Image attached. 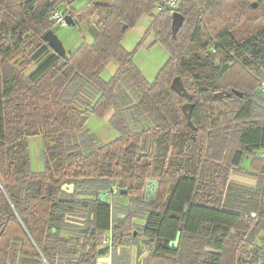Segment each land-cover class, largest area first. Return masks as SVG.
<instances>
[{
	"label": "trees",
	"instance_id": "obj_1",
	"mask_svg": "<svg viewBox=\"0 0 264 264\" xmlns=\"http://www.w3.org/2000/svg\"><path fill=\"white\" fill-rule=\"evenodd\" d=\"M73 1L0 0V264H97L108 232L112 264H131V246L145 253L143 264H238L240 244L264 220L262 181L249 190L262 205L255 216L236 197L226 199L242 188L229 175L247 155L251 169L264 173V94L257 89L264 29L245 40L232 31L245 20L264 22V0H177L173 8L166 0H89L79 9ZM62 3L75 23L94 18L96 28L92 43L66 57L43 39ZM145 14L153 43L169 55L153 81L122 44ZM32 35L42 45L29 55L24 44ZM111 59L118 67L105 80ZM176 76L188 95L172 88ZM121 84L134 90L132 101L119 95ZM233 89L241 95L214 100ZM128 107L133 123L147 128L131 130ZM110 109L120 135L98 145L87 121ZM36 135L44 139L38 172L29 149ZM151 178L158 187L146 200ZM116 185L129 189L121 195L135 199L134 209L100 200Z\"/></svg>",
	"mask_w": 264,
	"mask_h": 264
},
{
	"label": "rangeland",
	"instance_id": "obj_2",
	"mask_svg": "<svg viewBox=\"0 0 264 264\" xmlns=\"http://www.w3.org/2000/svg\"><path fill=\"white\" fill-rule=\"evenodd\" d=\"M89 0H74L72 2V6L76 9L84 6ZM102 3H110L112 0H99ZM66 7L65 3L61 4V8L64 9ZM158 9H155V13ZM103 13V11H101ZM152 21V16L145 14L143 15L137 23L130 29H128L122 39L123 46L129 50L134 51L133 60L135 64L142 71L144 76L148 81H153L159 70L165 64L168 59V51L161 43H153L154 41V33L149 31V26ZM94 18L88 19L85 21L79 20L74 25H68L67 27L61 26L59 24H55L53 27V31L57 34L59 39L64 45L67 55L73 52L76 48H78L83 43H92L95 39L96 28L94 26ZM264 29V22L259 21H243L232 33L239 40L248 39L258 32ZM148 32V33H147ZM42 45V41L39 40L38 37L32 35L25 41L24 48L26 53L32 55L35 53L37 49H39ZM35 64L30 67L33 69ZM117 62L114 59H111L105 68L102 71V77L105 80H109L114 72H116ZM258 91L264 94L263 87L258 86ZM119 95L122 97H128L131 101L132 98H135V92L132 87L126 86L125 84H121L119 89ZM129 112L126 113L127 122L129 127L133 132L141 131L147 128V125H136L133 123L135 117L131 118L130 115L133 114V111L130 107L127 108ZM113 113V109H110L106 115L100 117L95 114H90L87 124H86V132L87 134L94 135L97 139L98 145L107 143L115 138H117L120 133L119 131L112 127L108 121V117H110ZM131 113V114H130ZM29 149H30V158H31V167L33 171H42L45 168L44 164V139L41 135L32 136L29 138ZM264 150H259L258 155L262 154ZM264 156V154H263ZM249 160L244 159L241 163L242 166H249L251 164L252 155H249ZM67 192H74L75 188H65ZM129 190V189H128ZM127 190V191H128ZM250 187L242 186V188H234L232 191L227 193L226 199L229 197L230 200H235V197L238 202H242V207H247L252 213L253 216L256 213H259L262 209V205L255 198L252 199L248 195H254V192L249 191ZM122 189L117 185L112 189V191L106 192L104 194L107 195V201H110L113 207H120L123 209H134L136 207L135 199L128 195H121ZM124 192V193H127ZM151 196V195H150ZM150 196H146V200L150 199ZM234 197V198H233ZM258 201V202H257ZM123 216V214H121ZM264 218V216H263ZM74 221H81L80 219L74 218ZM138 223H144V220L136 219ZM259 227L255 228L253 232L248 236L247 239L243 240L240 244V252H239V263L243 264L241 261L252 262V264H258L264 258V220L260 221L258 224ZM64 233L69 234L68 231H64ZM110 232L107 233V241L106 243L110 245ZM132 247V246H131ZM128 249V248H127ZM131 250V248H129ZM128 249V250H129ZM138 251V249H137ZM111 253V248L105 251L103 254ZM102 255V254H101ZM145 253L142 256H139L137 252V264H143ZM256 260V261H255ZM255 261V262H254ZM36 264H43V262H39Z\"/></svg>",
	"mask_w": 264,
	"mask_h": 264
},
{
	"label": "water",
	"instance_id": "obj_3",
	"mask_svg": "<svg viewBox=\"0 0 264 264\" xmlns=\"http://www.w3.org/2000/svg\"><path fill=\"white\" fill-rule=\"evenodd\" d=\"M67 21H68L69 25H74L75 24V22L73 21V19H72V17L70 15H67ZM43 39L48 42V44L51 46V48L54 51H56L57 53L61 54L62 56H65V57L67 56V53H66V50L64 48L63 43L61 42V40L59 39V37L57 36V34L53 30L48 31L47 33H45L43 35ZM171 86L178 93H182L184 95H188V92H187V90H186V88H185V86L183 84V81L181 80L180 76H176V77L173 78ZM232 93L241 95V93L238 90L233 89L232 91H218V92H215L213 97H214V100H220V99H223L225 97H229ZM192 107H193L192 103H186V104L183 105V111H184V113H185V115H186V117L188 119H191ZM157 187H158V180L157 179H154V178L148 179L147 183H146V186H145V197L146 196H150V195H155ZM65 188L73 189L74 188V184L65 183L63 185V189H65ZM127 190H128V188H123L122 192H126ZM100 200L102 202H107V195L106 194H101L100 195ZM180 234H181V232L178 231L177 234H176L175 239L170 240L169 248H174L177 245V243L179 241V238H180ZM109 248H110V246L107 245L103 249H100L99 253L102 254L103 252L107 251Z\"/></svg>",
	"mask_w": 264,
	"mask_h": 264
},
{
	"label": "crops",
	"instance_id": "obj_4",
	"mask_svg": "<svg viewBox=\"0 0 264 264\" xmlns=\"http://www.w3.org/2000/svg\"><path fill=\"white\" fill-rule=\"evenodd\" d=\"M118 67V65H117ZM116 67V70H117ZM115 70V71H116ZM115 74V72H114ZM113 74V75H114ZM110 117H108L109 121ZM264 154V151L262 155ZM249 155H247L244 159L249 160ZM243 159V160H244ZM242 163V162H241ZM262 181L264 183V173H261L259 171H255L251 169L250 163L249 166H242L241 164L233 168L229 175V182L234 185H240V186H247L250 188H255L259 184V182ZM254 215V213H252ZM131 248V250L129 249ZM130 254H131V264H137V247L132 246L128 247ZM97 264H112V258L111 254H102L97 261Z\"/></svg>",
	"mask_w": 264,
	"mask_h": 264
},
{
	"label": "built area",
	"instance_id": "obj_5",
	"mask_svg": "<svg viewBox=\"0 0 264 264\" xmlns=\"http://www.w3.org/2000/svg\"><path fill=\"white\" fill-rule=\"evenodd\" d=\"M66 7L64 9L61 8V5L58 6L57 8H55L52 12H51V19L55 22V24H59L61 26L67 27L69 25L68 21H67V15H69V13L67 12L66 8H67V3H65ZM166 5L167 7L173 8L176 7L177 5V0H166ZM159 8L161 9L162 6H159ZM262 87H264V85H261ZM264 90V88H263ZM110 241V238H109Z\"/></svg>",
	"mask_w": 264,
	"mask_h": 264
}]
</instances>
